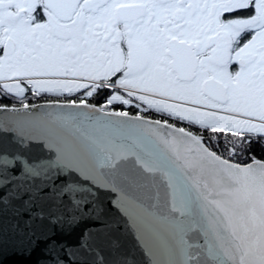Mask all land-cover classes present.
Returning a JSON list of instances; mask_svg holds the SVG:
<instances>
[{
  "label": "snow or ice",
  "instance_id": "6c2138e0",
  "mask_svg": "<svg viewBox=\"0 0 264 264\" xmlns=\"http://www.w3.org/2000/svg\"><path fill=\"white\" fill-rule=\"evenodd\" d=\"M12 97L0 255L264 264V0H0Z\"/></svg>",
  "mask_w": 264,
  "mask_h": 264
},
{
  "label": "water",
  "instance_id": "95a60500",
  "mask_svg": "<svg viewBox=\"0 0 264 264\" xmlns=\"http://www.w3.org/2000/svg\"><path fill=\"white\" fill-rule=\"evenodd\" d=\"M44 102L34 103V104H43ZM20 106V105H19ZM17 106V107H19ZM9 108L11 106H8ZM35 111H41V109H36ZM12 113L5 112L3 110H0V121L4 119L6 116H11ZM85 225H81L80 227L76 228L75 230L70 231V233H64L61 235V239L65 240L70 245H76L79 242L81 232L84 229ZM74 259V257H73ZM0 260L3 261V264H33V261L31 259L14 255L12 253L11 248L8 249L6 254L0 255Z\"/></svg>",
  "mask_w": 264,
  "mask_h": 264
},
{
  "label": "flooded vegetation",
  "instance_id": "af4514ba",
  "mask_svg": "<svg viewBox=\"0 0 264 264\" xmlns=\"http://www.w3.org/2000/svg\"><path fill=\"white\" fill-rule=\"evenodd\" d=\"M48 98H51V97H45V99H48ZM27 102L29 104H34V103L44 102V99L33 97L31 95V93L29 92L28 93V101ZM0 103H16V104H19V101L16 100L14 97H12V98H7V99L0 100ZM133 111H135V110H133ZM251 152L257 158H264V147H261L260 144H253L252 147H251ZM225 155H227L226 152H225ZM235 159L236 160H242V159H245V158L238 156Z\"/></svg>",
  "mask_w": 264,
  "mask_h": 264
},
{
  "label": "trees",
  "instance_id": "16d2710c",
  "mask_svg": "<svg viewBox=\"0 0 264 264\" xmlns=\"http://www.w3.org/2000/svg\"><path fill=\"white\" fill-rule=\"evenodd\" d=\"M0 104H3V105H6V106H12V104L14 103H0ZM16 104V103H15ZM17 106H19V104H16ZM237 162H244V163H247L248 160L247 159H242V160H236Z\"/></svg>",
  "mask_w": 264,
  "mask_h": 264
}]
</instances>
